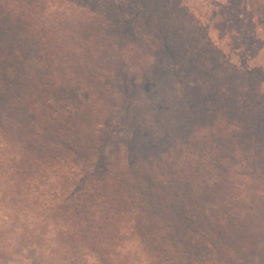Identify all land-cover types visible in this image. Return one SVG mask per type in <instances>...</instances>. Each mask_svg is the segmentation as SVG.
I'll return each instance as SVG.
<instances>
[{
  "label": "trees",
  "instance_id": "trees-1",
  "mask_svg": "<svg viewBox=\"0 0 264 264\" xmlns=\"http://www.w3.org/2000/svg\"><path fill=\"white\" fill-rule=\"evenodd\" d=\"M150 1L0 0V186L5 199L25 202L40 190L43 197L36 196L34 205L39 200L56 205L60 197V205L72 206L90 224L87 228L95 235L90 233L88 246L104 264L140 263L132 248L110 258L114 247H104L109 235L100 240L102 231L93 230L109 224L95 223L85 205H109L101 212L119 216L112 228L117 245L126 235L120 229L127 227L149 264H203L213 256L226 264H254V250L243 240L251 235L254 211L263 216L264 206L244 207V217L225 207L220 216V210L210 208L225 203L219 195L224 185L210 193L208 185L203 183L202 189L196 181V117L193 103L183 97L197 91L190 70L180 71L179 54L187 43H179L178 19L164 11L154 21L155 31L146 30L150 39L125 43L131 8L141 10ZM62 8L64 17L54 14ZM10 32L18 34L19 43H4ZM191 49L194 53L192 46L185 50ZM117 59L137 67L140 82L134 76L130 80L124 67L113 80ZM97 67L108 76L100 77ZM183 75L186 93L180 86ZM130 83L142 87L151 100L154 116L145 113L142 125L124 111L131 100L122 105L119 96ZM164 111L168 116L160 115ZM154 125L162 132L160 140L151 132ZM110 129L124 134V143L114 133L106 153ZM75 172L82 174L81 184ZM51 177L57 184H47ZM89 185L94 189L87 191ZM228 229L234 236L226 234Z\"/></svg>",
  "mask_w": 264,
  "mask_h": 264
},
{
  "label": "rangeland",
  "instance_id": "rangeland-1",
  "mask_svg": "<svg viewBox=\"0 0 264 264\" xmlns=\"http://www.w3.org/2000/svg\"><path fill=\"white\" fill-rule=\"evenodd\" d=\"M149 4L142 3L141 10L137 11L134 8L137 6L131 8L135 17L130 12L131 30L125 43L150 39L152 35H147L146 30L155 31L154 21L164 11H168L173 19H178L179 43H187L183 48L181 46L180 71L190 70L197 91L191 98L186 94L183 97L185 102L193 103L196 117L193 121L195 146L192 155L197 168L196 181L200 185H208L210 193H215L216 187L224 185L219 195L221 200L226 201L222 205H212V211L220 210L219 215L222 216V208H233L238 214L240 211V217H244V207L252 203L264 206V0H151ZM54 14L64 17L63 8ZM140 34L143 36L139 39ZM18 37V34L10 32L3 41L19 43ZM187 46L194 47V53L192 49L185 50ZM193 55L195 57L191 60ZM125 62L117 59L112 65L113 80L119 76L118 68L124 67L130 80L134 76L135 81L140 82L142 75L135 72L137 67L128 66V59ZM148 64L149 61H146ZM29 65L35 67L31 63ZM96 71L100 77L108 76L101 67H97ZM120 80L123 81V78L120 77ZM180 84L186 93V75L180 78ZM143 91L142 87L130 83L119 92L122 105L127 99L133 101L127 104L124 111L140 125L145 113L154 116L149 110L151 100ZM151 92L155 93L154 89ZM160 115L168 116L165 111ZM183 120L182 125L185 124ZM150 129L153 136L158 135L159 140L162 138L158 127L154 125ZM114 133L118 141L124 143V134L119 135L116 129H110L105 144L106 153L112 149ZM124 155L123 150L120 157ZM114 156L110 157L111 161L115 160ZM180 159L186 160L183 155ZM75 173L81 184L82 174ZM47 182L56 183V180L51 177ZM201 187L203 189V185ZM92 189L89 185L87 191ZM4 190V186H0V264H104L99 252L92 251L88 246L90 233L95 235L87 228L90 224L80 220L72 206L66 209V205H60V197H56V205H50V202L44 205L41 200L34 205L32 201L36 196L43 197L40 190L25 202L5 199ZM86 206H89L95 223L109 224L105 229L93 227V230L102 231L98 237L100 240L109 235L104 247L106 244L114 247L109 253L111 259L118 251L127 252L132 248L140 264H149L146 251L127 227L120 229V233L126 235L117 245V236L112 228L118 224L115 220L119 216H107V213L101 212L109 205H99L98 208L96 205ZM254 212L251 235L246 236L243 243L254 250L250 254L254 264H264V215L256 210ZM217 218L216 213L212 221ZM219 221L225 225L223 219ZM123 222H127L126 219ZM226 234L234 236L232 229H228ZM231 254L230 257L235 260L236 256ZM223 263L224 260L219 262L213 256L203 264ZM193 264L201 263L195 261Z\"/></svg>",
  "mask_w": 264,
  "mask_h": 264
}]
</instances>
